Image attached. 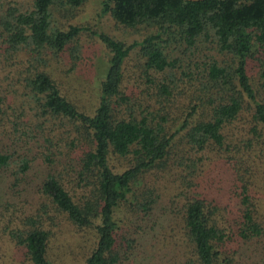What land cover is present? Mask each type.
Wrapping results in <instances>:
<instances>
[{
  "label": "trees",
  "instance_id": "1",
  "mask_svg": "<svg viewBox=\"0 0 264 264\" xmlns=\"http://www.w3.org/2000/svg\"><path fill=\"white\" fill-rule=\"evenodd\" d=\"M84 1L0 5V51L24 53L9 69L13 96L31 110L11 135L0 131V173L12 169L16 191L37 196L34 213L0 201L15 264H54L49 210L94 229L83 264H120L159 233L172 264H264L253 194L264 174V0H99L100 13L143 33L97 32L107 55L89 111L45 69L63 50L76 57L85 28L54 25L52 7Z\"/></svg>",
  "mask_w": 264,
  "mask_h": 264
},
{
  "label": "rangeland",
  "instance_id": "2",
  "mask_svg": "<svg viewBox=\"0 0 264 264\" xmlns=\"http://www.w3.org/2000/svg\"><path fill=\"white\" fill-rule=\"evenodd\" d=\"M13 1L24 0H0V5L13 4L15 3ZM51 10L54 25L66 27L71 23L83 25L85 28L80 30L76 38L78 49L73 51L76 57L71 58L68 50H63L55 56L51 55L45 69L57 81L61 91L78 106L89 111L97 100L101 67L107 55L106 49L97 39V32L103 31L121 40L130 41L139 39L143 29L133 30L114 23L108 14L99 12V0H85L74 9L65 6H54ZM23 55L22 51L16 55L14 52L0 51V91L6 93L5 102L7 99L11 103L5 109V124L0 129V131H3L4 137L13 133L11 120L18 121V127H20L31 116L28 104L18 103L19 100L13 96L14 91H12V88L21 90V86L17 84L14 78L15 75L10 76L13 69L9 70L17 65L16 60ZM9 56L10 58L5 61L4 57ZM32 148L34 154L35 149L38 148L34 145ZM10 171L12 169L8 171L9 173H0V201L4 203L3 198H9L14 200L16 204L18 202L23 203V214L34 213L37 210L36 193H29L27 190L17 192L15 188L18 182L13 185V175L10 174ZM30 173L34 175L31 169ZM254 182L253 194L257 198L258 208L264 211V174L256 178ZM14 212L17 213L18 211ZM48 214L52 216L45 221L46 227L50 230L47 245L48 258L54 264H83V258L94 242V229L92 227L77 228L53 210H49ZM7 220V216L0 213V225ZM157 236L159 238L156 239L155 236L153 240L149 237L146 238L147 241L152 240L154 243L151 247L149 244L144 245V243H142L144 246H135L133 249L134 254L120 264L174 263L175 255L174 253L172 255L171 249L168 247H171L169 245L170 238L160 233ZM7 239V235L0 232V264H15V261L22 258L21 249L15 247ZM141 248L150 249L145 251L147 253L146 258L141 256Z\"/></svg>",
  "mask_w": 264,
  "mask_h": 264
}]
</instances>
